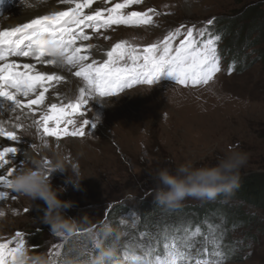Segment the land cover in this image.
Instances as JSON below:
<instances>
[{"label":"rangeland","instance_id":"rangeland-1","mask_svg":"<svg viewBox=\"0 0 264 264\" xmlns=\"http://www.w3.org/2000/svg\"><path fill=\"white\" fill-rule=\"evenodd\" d=\"M17 1L25 0H9L7 8H11ZM117 2L121 0H113V3ZM110 6L111 4L101 5ZM251 7L256 8L252 14L260 16L261 10H264V0H143L142 4L133 5L128 10L156 9L160 15L153 17L154 24L113 25L111 28L101 29L100 33H91V40L84 43H99L104 49L100 54L88 52V62L94 59L97 64H102L107 59V52L121 41L142 49L162 40L181 25H195L194 35L201 29H207L209 35L214 24H218L225 31L226 40L233 38L239 48L244 43L252 22V14L248 19L243 18ZM210 19L213 23L208 25L207 21ZM258 35L255 31L253 37L258 38ZM183 38L182 29L174 46ZM197 39L203 38L197 36ZM259 39V45L242 52L247 60L242 71H230L226 68V63L219 60L220 71L206 84L180 85L169 75L170 66H165L151 85L135 83L131 87L125 86L117 95L89 98V103L81 110L84 112L83 116L77 113L66 117L73 119L75 126L79 127L83 119L95 120L99 116L94 128L85 126L86 136L83 138L61 137L57 140L48 137L47 143H44L41 133L36 134L33 128L24 126L21 130L14 129L33 139L30 142L22 139L18 146L15 144L18 152L12 155H19L15 159L12 157L17 162L23 161L24 167L30 165L32 159L50 161L57 155L63 157L68 171L53 172L50 177L52 185L66 189L60 193V198L73 202L71 209L75 211L77 218L88 222L94 241L97 240L95 228L107 221L112 223V220H106V213L112 204L124 202L137 209L136 200L150 203L155 201L153 192L157 184L154 174L159 169L174 171L186 159L214 164L217 158L226 155L230 149H235L249 154V162L242 169V176L264 173V59L259 51L264 46V37ZM222 45L224 46V42ZM72 71L75 80L64 78L59 83L52 82L54 87L50 91H57L59 94H55L53 98L47 97L44 105H41L40 114L50 103L66 104L79 96L76 89L86 83L75 76L74 68ZM68 127L71 130L73 126ZM23 144L31 155L25 154L26 150L22 151ZM33 144L36 145L35 148L31 147ZM77 171L83 177L79 187L68 181L69 176ZM0 190L9 192V198L0 201V211L4 212V216L0 217V243L12 241L9 248H15L16 233H22L24 248H28L30 253L32 244L28 240L29 231L33 226L38 229L39 222L32 224L36 215L45 216V201L39 198L32 201L3 185H0ZM204 201L189 198L180 206L197 205ZM222 202L230 207V214L242 204L241 210L252 215L254 221L234 226L230 222L225 224L226 219L221 218V215L215 216L216 223L210 224L211 242L206 246H212V253L219 255L195 258L216 260L219 264H264V210L234 197ZM133 213L130 212L132 215ZM127 217L130 221L135 219H130L128 214ZM165 222L170 224L172 219ZM123 226L125 229L130 228L129 223H124ZM201 233L209 236V227ZM225 233L235 246H239L237 253L230 257L224 256L228 253L224 244L218 240V236ZM54 235L42 254L58 264V256L52 253H60L66 237L56 233ZM198 236L191 237L197 242L196 247H200L203 239ZM158 237L153 234L149 243L141 240L139 251H153ZM54 245L59 247L54 248ZM168 245H172V241Z\"/></svg>","mask_w":264,"mask_h":264},{"label":"snow or ice","instance_id":"snow-or-ice-1","mask_svg":"<svg viewBox=\"0 0 264 264\" xmlns=\"http://www.w3.org/2000/svg\"><path fill=\"white\" fill-rule=\"evenodd\" d=\"M58 2L66 5V10H52L47 15H39L16 26L0 29V98L12 102L11 106L8 104L0 106V115L18 111L23 114L25 109L30 116L40 112L37 106L44 105L47 99L46 93L49 92L50 87H54L52 82L59 83L64 77L54 72L48 74L40 70L38 64L78 68L75 76L83 78L86 82V87L79 89V96L75 100L66 104L50 103L38 119H33L32 125L41 133L44 143H47L48 137L57 140L61 137H85V126L94 128L99 116H96L95 120L83 119L79 127L75 126L73 119L66 117L77 113L83 116L84 112L81 110L89 103L91 97L117 95L125 86L131 87L135 83L151 85L165 66H170L169 75L184 86L206 84L220 71L216 48L220 37L213 38L207 35V29L198 30L194 35L195 25L192 27L181 25L162 40L142 49L121 41L107 52V59L102 64H97L94 59L89 63L90 57L87 53L94 46L91 43H84L91 40L86 29H91L93 34H96L100 33L101 29H108L113 25H152L153 17L160 13L154 8H148L146 11L128 10L133 5L142 4L143 0H121L117 3H113V0H99V2L58 0ZM94 4L97 5L95 8H93ZM105 4L111 6L101 7ZM85 9L91 11L86 13ZM2 15L3 11L0 10V16ZM212 23L211 19L207 21L208 25ZM182 29L184 38L174 46V41L181 35ZM197 36L203 39H197ZM18 58H32L35 63H21ZM15 119L17 122L13 127L24 128V125L19 123L20 117L17 116ZM61 124L64 126L61 127ZM69 125L73 126L71 130ZM0 138L17 141L21 136L16 131L6 128L4 121L0 120ZM31 147L35 148L36 145L33 144ZM17 152L16 146L0 148V170H3L0 173V185L12 190L13 193L16 192L12 188V177L24 168L23 161L17 162L12 158V154ZM44 163L50 162L44 160ZM8 198L9 192L0 190V201ZM25 211L27 212L28 209ZM0 215H4V212L0 211ZM69 234L57 235L67 237ZM22 235L16 233L15 248H9L12 241L0 243V264H18V254L24 248ZM198 235L203 237L200 247H196L197 242L191 238ZM211 235V225H209V236H203L200 228H196L190 237L188 229H184V236L179 238L178 243L166 246L169 247L167 258L163 260L157 258L156 264H219L216 260L195 258L205 253L219 255V253H208L206 245L211 242L209 239ZM96 247H100L99 243ZM52 255L59 256L60 253L57 251ZM150 256L151 251H148L143 256L132 258L142 260ZM64 264L69 262L65 261Z\"/></svg>","mask_w":264,"mask_h":264},{"label":"trees","instance_id":"trees-1","mask_svg":"<svg viewBox=\"0 0 264 264\" xmlns=\"http://www.w3.org/2000/svg\"><path fill=\"white\" fill-rule=\"evenodd\" d=\"M255 10L256 8L251 7L243 18L248 19ZM251 20L252 22L245 36L244 43L239 48L233 38L226 40L224 36L225 31L218 24H214L209 31L211 37H220V40L216 43V45L220 44L217 48L219 60L225 62L226 68L230 71H242L247 63L246 56L242 52L259 45V38L264 37V10H261L260 16L252 14ZM255 31L259 33L258 38L253 37ZM223 42L224 46L222 45ZM259 51L262 59H264V46ZM229 197L238 198L244 203L252 204L264 210V173L242 176L240 186L233 194L227 197L221 195L215 199V202L205 200L201 204L182 205L178 209L166 208L157 204L156 201L150 203L144 200H136L138 203L137 209L130 207L124 202H116L111 205L106 213V220H112V223H108L107 221L98 225V227L96 226V241L93 240L90 232L86 231L90 228L88 222L83 218H77L78 216L75 215V211L70 207L65 210L64 214L66 218L71 217L75 219L70 222L77 229L66 237L58 256V260H60L58 264H64L65 261L69 262V264H88V261L99 254L101 248L108 247H114L115 249V255L111 258L110 264H140L141 260H134L132 257L143 256L148 252V249L146 251L145 249L139 251V243H141V240H144V243L145 241L149 243L150 241L148 240L151 239L153 234L159 237L155 245H153L154 250L151 251V256L148 259L151 261V264H155L157 258L161 260L167 258L169 247L166 246H171L168 245L170 241H172V244L178 243L179 238L184 236V229H188L190 237L196 228H200L202 232L207 231L210 224L216 223L215 216L217 215H221V218L226 219L224 221L225 224L230 222L234 226H243L253 222L254 217L241 210L242 204L236 208L234 213L231 212L230 214V207L222 202ZM46 207L47 205L44 211H46ZM130 212H134L133 215ZM127 214L130 219L134 217L135 219L130 221ZM238 216L241 218H238ZM43 218L44 216L40 215H36L33 218V225L38 222L40 224L38 229L33 226L29 231L28 240L32 244L30 255H40L46 251L49 240L55 234ZM168 219H172L170 224H166L165 222ZM124 223L126 225L129 223L130 228L125 229ZM227 235L229 236V230H227ZM141 237L144 239H141ZM229 239V237H226V233L218 236V240H220L221 244H224L228 253V255L224 254L226 257L233 256L239 248V246H235V243ZM97 243L100 245L99 248L96 247ZM206 247L208 248V253L213 252L214 248L212 246ZM206 255L209 254L205 253L198 257L203 258Z\"/></svg>","mask_w":264,"mask_h":264},{"label":"clouds","instance_id":"clouds-1","mask_svg":"<svg viewBox=\"0 0 264 264\" xmlns=\"http://www.w3.org/2000/svg\"><path fill=\"white\" fill-rule=\"evenodd\" d=\"M50 163L32 159L22 171L12 177L13 190L30 200L42 199L47 207L44 221L50 225L56 234H69L75 230L70 221L75 219L65 217V210L72 207L73 202L60 198V193L66 191L64 187L55 188L51 182V175L56 170L68 171L63 157L57 155ZM249 162V154L244 151L230 149L229 152L217 158L214 164H203L193 159H186L178 164L175 170L159 169L154 174L156 188L154 200L166 208L179 207L186 199L215 200L221 195L227 197L240 186L242 169ZM83 177L77 171L70 175L68 181L76 187L80 186ZM4 215H0L3 217ZM115 255L114 247L101 248L99 254L88 261V264H110ZM18 264H53L44 254L30 255L28 248H23L18 254ZM140 264H151L148 258Z\"/></svg>","mask_w":264,"mask_h":264},{"label":"bare ground","instance_id":"bare-ground-1","mask_svg":"<svg viewBox=\"0 0 264 264\" xmlns=\"http://www.w3.org/2000/svg\"><path fill=\"white\" fill-rule=\"evenodd\" d=\"M1 2L2 3H0V10H2L4 13L2 16H0V29H2L3 27L16 26L19 23L27 22L29 19L35 18L36 16H39V15H47L52 10H66V8H67L66 5L59 4L58 0H26V3H25V1L24 2L23 1H17L16 3L13 4V6L11 8H7L9 0L7 2L2 0ZM96 6L97 5L94 4L93 8H95ZM89 11H91V10L88 9L87 12H89ZM90 30L91 29H87V33L91 36L93 34V30L91 32H90ZM85 44H88V43H85ZM92 45L94 47L90 50V53L91 52H98L99 54L102 53V50L104 49L103 45H100L99 43L98 44H92ZM18 59L20 60L21 63H35V61L32 58H18ZM37 67L40 70L46 71L48 74H52L54 72L59 76H63L64 78H67L69 81L75 80V77H73V75H72V72H73L72 69L73 68H70V66H54V65H46V66L43 65V66H41L38 64ZM77 70H78L77 68H74L75 72ZM63 82H65V81H63ZM85 85L81 84L80 87L76 90H78V92H79V89L81 87H84ZM51 88L52 87H50L49 92L46 93V97L53 98L55 94H59L57 91H50ZM99 97H102V96H99ZM32 98H34V96ZM24 99L26 100L27 98H24ZM4 104H8L9 106H11L12 102L7 101L3 98H0V106H2ZM37 107L39 109L42 108L41 105L37 106ZM27 111L28 110L25 109L23 114L19 111L16 113L6 112L3 115H0V120L4 121V125L6 128H8L9 130H14V129H17V128L13 127V125L17 122L15 117L19 116L20 117L19 123H21L24 126H26L27 128H29V126L32 125L33 119H36V117L28 115ZM39 115H40V113L37 112L36 116H39ZM31 128H33V130L36 132V134H37V132H39L34 125H32L30 127V129ZM20 130H21V128H20ZM18 135H20L21 138L17 141H11V140H6L3 138H0V148H2L4 146H15V144H17V146H18V143L22 139H24V141H26V142H30L33 139L32 137H29V136L26 137L24 134H22L21 131L18 132ZM25 146L26 145L23 144L22 151L26 150ZM24 153L25 154L28 153L27 150ZM27 155L28 156L31 155L30 152ZM17 156L14 155L13 156L14 159ZM13 166H15V164ZM2 172H3V170H0V173H2Z\"/></svg>","mask_w":264,"mask_h":264}]
</instances>
